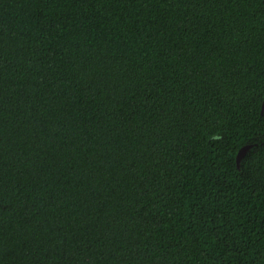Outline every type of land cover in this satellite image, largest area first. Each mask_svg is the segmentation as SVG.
Returning a JSON list of instances; mask_svg holds the SVG:
<instances>
[{"label": "trees", "instance_id": "1", "mask_svg": "<svg viewBox=\"0 0 264 264\" xmlns=\"http://www.w3.org/2000/svg\"><path fill=\"white\" fill-rule=\"evenodd\" d=\"M263 101L264 0H0V264H264Z\"/></svg>", "mask_w": 264, "mask_h": 264}, {"label": "water", "instance_id": "2", "mask_svg": "<svg viewBox=\"0 0 264 264\" xmlns=\"http://www.w3.org/2000/svg\"><path fill=\"white\" fill-rule=\"evenodd\" d=\"M262 109H264V101L262 104ZM250 146H251V144H245L239 148L237 155H236V161L238 164H239L240 159L245 154V152L250 148Z\"/></svg>", "mask_w": 264, "mask_h": 264}]
</instances>
